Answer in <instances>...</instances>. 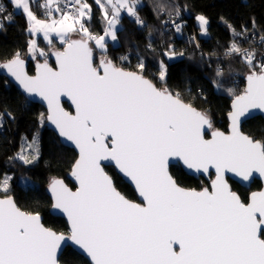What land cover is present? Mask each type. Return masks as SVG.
<instances>
[{"label":"snow or ice","instance_id":"6c2138e0","mask_svg":"<svg viewBox=\"0 0 264 264\" xmlns=\"http://www.w3.org/2000/svg\"><path fill=\"white\" fill-rule=\"evenodd\" d=\"M8 2L30 22L26 29L30 34H42L48 45L55 35L64 45L51 53L53 67L49 52L31 39L26 53L36 61L34 75L27 71L21 50L0 68L25 93L47 103V114L41 113L38 122H51L60 137L78 148L71 173L78 187L73 190L62 180L50 184L53 207L70 222L65 235L46 227L38 211L22 210L9 178H0V264H67L60 255L66 243L78 246L91 264H264V190L244 200L226 179L227 173L245 182L254 174L264 177V139L245 134L240 127L241 118L251 110H264V52L232 43L225 53L241 59L248 69L242 93L226 89L234 95L226 133L214 129L206 111L163 86L166 67L153 79L145 58L137 57L134 71L109 58L105 36L117 40L124 14L147 27L139 16L141 0H93L106 22L103 35H94L88 26L95 15L88 0ZM34 7L43 9L45 18ZM161 7L169 9L164 26L180 33V9ZM196 18L207 34L209 20L204 15ZM12 22L13 14L0 3V32ZM252 27L256 28L255 21ZM230 31L234 40L250 38L247 29ZM148 39L147 48L154 51L151 33ZM129 58L130 54L117 60L127 63ZM217 76L220 90L226 83L220 67ZM62 97L70 99L74 111L64 107ZM4 117L15 121L11 111L0 107V129ZM206 130H211V139L205 138ZM25 144L31 152L25 153L22 146L16 159L30 166L40 158L38 132ZM105 162H114L134 182L141 202L117 189ZM181 162L201 174L214 170L210 188L181 186L170 172V166Z\"/></svg>","mask_w":264,"mask_h":264},{"label":"trees","instance_id":"16d2710c","mask_svg":"<svg viewBox=\"0 0 264 264\" xmlns=\"http://www.w3.org/2000/svg\"><path fill=\"white\" fill-rule=\"evenodd\" d=\"M7 6L13 7L8 0H3ZM40 2V0H39ZM95 15L88 25L94 35H102L106 29L101 10L96 8L93 0ZM166 5H175L184 15L189 17V23L183 24L184 31L189 34L192 26L199 32L200 43L204 51L191 50L182 57L171 55L172 45L181 40V34L164 26L168 20ZM43 9L35 8L38 15H42ZM13 22L5 24V31L0 32V64L7 61L16 50L25 53L28 42L35 38L26 29L29 22L23 13L13 9ZM200 14L209 20L206 35L200 33L201 27L197 22ZM139 16L147 27L139 25L135 18L129 15L122 17L118 41H109L108 56L128 70H136L137 57L145 58L146 69L150 78L155 79L162 66L167 69L166 84L174 91L180 92L187 102H190L199 110L206 111L211 117L214 127L220 130L228 129L227 115L231 110V102L234 97L226 91L231 88L233 93L240 94L245 87V75L248 73L244 62L237 57H217L234 41L230 28L239 31L244 25L251 28L255 21L256 30L264 35V0H143L139 8ZM227 25V26H226ZM230 26V27H229ZM149 33H151L152 51L148 49ZM37 39L38 46L45 51L62 48L64 45L53 41L48 45L43 38ZM186 40V37H184ZM54 46V47H53ZM209 53V54H207ZM127 63L117 60L120 56L129 55ZM223 70V79L226 81L220 90L216 85L221 84V78L217 76V68ZM241 69L243 73H232ZM33 60L30 61L29 71L34 73ZM206 98V100L204 99ZM66 106L71 109L70 105ZM0 107L6 108L15 116V121L4 117V127L0 129V178L11 176L12 195L18 205L27 211H38L43 215L44 223L58 232H69V227L63 217L54 216L50 209L52 200L47 193V186L51 178H64L73 188L75 184L67 177L77 159L74 149L63 145L59 136L49 129L44 121L38 122L41 113L47 114L44 106L32 102L20 91V89L1 73L0 68ZM243 131L256 139H264V118L254 117L243 124ZM39 134L40 158L33 165H24L15 159L20 150L23 136L31 140L34 133ZM10 157L12 159H10ZM106 170L114 179L116 187L132 200H138L135 190L124 181L112 166ZM173 176L178 182L188 188L200 189L209 181L204 177L196 178L187 174L181 165L171 166ZM28 177L33 185L23 186L20 178ZM214 174H212V177ZM232 189L237 191L242 199L247 200L251 190L261 189V181L255 179L251 189L242 187L239 183L231 181ZM67 264H90V262L71 246H67L61 255Z\"/></svg>","mask_w":264,"mask_h":264},{"label":"water","instance_id":"95a60500","mask_svg":"<svg viewBox=\"0 0 264 264\" xmlns=\"http://www.w3.org/2000/svg\"><path fill=\"white\" fill-rule=\"evenodd\" d=\"M73 38H77V37H76V36H73ZM63 47H64V46H63ZM63 47H62V48H57V47H56V48H52V49H50V51H49V54H50L49 63H50L53 67L56 66V63H55V56H54V55H51V53H54V52H55L56 50H58V49H63ZM24 58H25V60H26V69H27V71L29 72L30 75H34V74H35V71H36V61L33 60V62H34V67H35L34 73H30V71H29V67H30V61H31L32 59H31L30 56H29V57H24ZM4 62H6V61H4ZM4 62H2V63H4ZM41 62H42V60H41ZM2 63H1V64H2ZM126 70H128V69H126ZM1 73H2L3 75H5V76L10 80L11 83L15 84V85L20 89V91L26 96L27 99H29V100L32 101V102H36V103L41 104L42 106L45 107V109H46V111H47V103H46L45 101H43L42 98H40V97H38V96H35V95H29V94L25 93L24 90L22 89V87L18 84V82H16V81L10 76V74L7 73L6 69L1 68ZM247 75H248V73H247V74L245 75V77H244V78H245V87H244V89H245L246 86H247V80H246V76H247ZM167 88H168V87H167ZM243 91H244V90H243ZM233 99H234V97H233ZM233 99H232V102H231V110H230V112L232 111V103H233ZM62 103H63L64 107H65L68 111H74V106L72 105V103H71V101H70L69 98H67V97H62ZM66 103H68V104L70 105L71 109H69V108L66 106ZM197 109H198V108H197ZM198 110H199V109H198ZM230 112H229V113H230ZM229 113H228V115H227L228 122H229V125H228V129H227V131H226V130H220V129H217V128H215V127H214V129L219 130V131H223V132H226V133L230 131L231 121H230ZM257 116H262V117L264 118V110L253 109V110H251V112H250L249 114H247L245 117H242V118H241V124H240V127H241V131H242L243 133L247 134L246 132L243 131V124H244L246 121H248V120H250V119H252V118H254V117H257ZM210 118H211V117H210ZM211 121H212V119H211ZM212 123H213V122H212ZM45 125H46L49 129L53 130V131L59 136V134H58V130L55 128V125H53V124H52L51 122H49V121H46ZM213 126H214V124H213ZM59 138H60V142H61L63 145H65V146H67V147L72 148V149L75 150V152L77 153V159H78V148L75 146V144H74L73 142H71V141H67V140H66L65 138H63V137H60V136H59ZM205 138H206V139H211V130H206V132H205ZM178 164L181 165V167L184 169V171H185L187 174H189V175H191V176H194V177H196V178H200V177L202 176V177H204L205 179L209 180V187H208V188H210L212 180L215 179V173H214V170H210L209 173L201 174V173L196 172L195 170L188 169L185 165L182 164V162H181V163H178ZM178 164H176V165H178ZM73 165H74V164H73ZM105 165H106V167H107V166H112V167L115 168L116 172H117V173H118V174L124 179V181H125L126 183H128V184H129V185L135 190V192H136V194H137V197H138V200H132V199L128 198V197L124 194V195L126 196V198L132 200L133 202H137V203L141 202V198L139 197V193H138V190H137L136 187H135L134 182H132V181L130 180V178H128L126 175H124L122 172H120V170L118 169V167L115 165L114 162H105ZM106 167H105V170H106ZM170 168H171V166H170ZM72 171H73V166H72V169H71V171H70V173L68 174L67 177H68V178H69V179L75 184V187L72 188V187L66 182V180H65L64 178H51V180L49 181V184H48V186H47V189H46V190H47V193H48V195H49V197H50L51 200H52V206H51V209H50L51 214L54 215V216L63 217V218L66 220L69 229H70V222H69V220H68V218H67V215H66L65 213H63L62 211H60V210H58V209H55V208L53 207L54 197H53V194H52L51 191H50V184H51V182L54 181V180H62V181H63V182L69 187V188H72L73 190H75L76 187H78V182L75 180V177H73V176L71 175ZM106 172H107V170H106ZM170 172H171V170H170ZM107 173H108V172H107ZM108 174H109V173H108ZM212 174H214L213 178H211V175H212ZM109 175L111 176V174H109ZM111 177H112V176H111ZM174 178H175V177H174ZM112 179H113V177H112ZM226 179L228 180V183H229V185L231 186V188H232L231 181H235V182L239 183L241 186H243V187H245V188H248V189L251 187V185H252V183L254 182V180L257 179V180L261 181V183H262V188L259 189V190L253 191V192H258V191L264 190V177H260L258 174H254V175H253V178H252L250 181H247V182L242 181L240 178L236 177L235 174H233V173H227V174H226ZM113 181H114V179H113ZM181 186H182V185H181ZM183 187H185V186H183ZM186 188H188V187H186ZM117 189H118V188H117ZM193 189H196V188H193ZM118 190H119V189H118ZM197 190H199V189H197ZM232 190H233V189H232ZM119 191H120V190H119ZM233 191H234V190H233ZM120 192H121V191H120ZM234 192H236L238 195H240L237 191H234ZM253 192H251V193L249 194V197L251 196V194H252ZM121 193H122V192H121ZM122 194H123V193H122ZM249 197H248V198H249ZM241 198H242V197H241ZM22 210H24V209H22ZM25 211H27V210H25ZM40 216H41V222H42L46 227L52 228V227H50V226H47V225L44 223V221H43V220H44L43 215L40 214ZM52 229H53V228H52ZM53 230H55V229H53ZM57 232H58V231H57ZM61 233H64L65 235H68V234H69V232H68V233H67V232H61ZM67 246H71L72 248H74L78 253H80L81 255H83V256H84V257L90 262V264H91L90 258H89L85 253H83L82 250H80V249L78 248V246H74V245H72V244H70V243H66V244L62 245V251H61V254H60V255H62V253L64 252V250H65V248H66Z\"/></svg>","mask_w":264,"mask_h":264},{"label":"built area","instance_id":"2783aa9c","mask_svg":"<svg viewBox=\"0 0 264 264\" xmlns=\"http://www.w3.org/2000/svg\"><path fill=\"white\" fill-rule=\"evenodd\" d=\"M0 3L6 5L3 0H0ZM7 6V5H6ZM8 12L11 13L13 11V7L7 6ZM180 15L182 17L181 20H178L177 23L181 24V40L185 41V43L182 42H176L179 43V45H176L175 43L172 45V49L176 52V55L179 57H182L185 53L191 51V50H199V51H205L203 46L200 43L199 39V32L196 30L194 26H192V30L189 34H186L184 31V26L183 24L189 23V17L185 13L184 15L180 11ZM170 30L171 28L168 27ZM241 29H247V32L250 34V38L247 39V42H242L238 39L232 41V43H237L242 49H255L257 52H264V47L261 46V34H259L256 30L253 28L244 25ZM241 29L239 31H241ZM173 31V30H172ZM186 37V40L184 39ZM231 43V44H232ZM198 45V46H197ZM229 51V46L224 50V53L217 55V57L222 56V57H233V56H226L225 53ZM209 54V53H207Z\"/></svg>","mask_w":264,"mask_h":264},{"label":"rangeland","instance_id":"374dc122","mask_svg":"<svg viewBox=\"0 0 264 264\" xmlns=\"http://www.w3.org/2000/svg\"><path fill=\"white\" fill-rule=\"evenodd\" d=\"M141 4H143V0H141ZM34 10V9H33ZM18 11V10H17ZM21 13H22V11H20ZM200 15H202V14H200ZM25 16V15H24ZM131 17V16H130ZM206 17V16H205ZM132 18H134V17H132ZM207 18V17H206ZM197 22H198V24L200 25V23H199V21L197 20ZM200 33L201 34H203V35H206V34H204V33H202V30L200 31ZM117 41H118V38H117ZM108 46H109V43L107 42V50H108ZM54 47V46H53ZM57 46H55V48H56ZM96 51H97V53L100 51L99 49H96ZM47 52H49V50L47 51ZM29 57V56H28ZM244 71L243 70H239V69H236L235 70V72L233 71L232 73H234V74H236L237 75V73H243ZM25 140H28V141H30V139H28L26 136H23V138H22V142H21V147H20V150L17 152V154L15 155V159H16V157L18 156V155H20L21 154V149H22V146H23V148H24V152L25 153H30L31 152V149H29L28 147H27V145L25 144ZM17 161H19L18 159H16ZM20 163H22L21 161H19ZM23 164V163H22ZM7 177L9 178V181H11V176L10 175H7ZM28 180L29 181V183H25V180ZM20 184H22L23 186H30V185H33V181L30 179V178H28V177H23V176H21V178H20Z\"/></svg>","mask_w":264,"mask_h":264},{"label":"crops","instance_id":"0c3cea01","mask_svg":"<svg viewBox=\"0 0 264 264\" xmlns=\"http://www.w3.org/2000/svg\"><path fill=\"white\" fill-rule=\"evenodd\" d=\"M43 2H44V0H40V3H43ZM15 11H17V10H15ZM34 11H35V7H34ZM17 12H20V11H17ZM43 13H44V10H42V15H43V16L38 15V14H37V15L40 16V18H45ZM124 15H127V14H124ZM124 15H123V16H124ZM123 16H122V17H123ZM29 27H30V22H29ZM119 27H120V24L117 25V31L119 30ZM103 34H104V33H103ZM103 34H102V35H103ZM69 35H71L72 37H73V36H76L74 33H70ZM39 37L43 38V35H42V34H39V35L35 36V38H39ZM105 38H107V39L105 40L106 43L109 42V41H111V42H113V43H116V42H117V40H116V41H112L110 36H105ZM43 39H44V38H43ZM44 40H45V39H44ZM54 40H56V41H57L58 43H60V44H63L62 42L59 41V38H58L57 36H55V35H53V41H54ZM45 41H46V40H45Z\"/></svg>","mask_w":264,"mask_h":264},{"label":"flooded vegetation","instance_id":"af4514ba","mask_svg":"<svg viewBox=\"0 0 264 264\" xmlns=\"http://www.w3.org/2000/svg\"><path fill=\"white\" fill-rule=\"evenodd\" d=\"M211 178H213L212 175H211ZM208 181H209V180H208ZM203 187H209V183H208V184H204ZM242 187H243V186H242ZM261 188H262V187H261ZM246 189H248V188H246ZM249 189H251V187H250ZM257 190H259V189H257ZM253 191H256V190H251L250 193L253 192ZM250 193H249V194H250ZM248 197H249V196H248Z\"/></svg>","mask_w":264,"mask_h":264},{"label":"bare ground","instance_id":"6f19581e","mask_svg":"<svg viewBox=\"0 0 264 264\" xmlns=\"http://www.w3.org/2000/svg\"><path fill=\"white\" fill-rule=\"evenodd\" d=\"M107 38H105V40H106ZM98 49V48H97Z\"/></svg>","mask_w":264,"mask_h":264}]
</instances>
